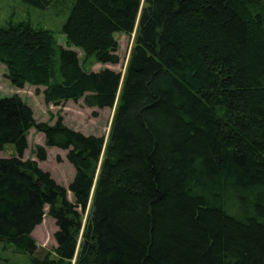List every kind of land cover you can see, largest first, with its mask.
<instances>
[{
	"label": "trees",
	"instance_id": "obj_1",
	"mask_svg": "<svg viewBox=\"0 0 264 264\" xmlns=\"http://www.w3.org/2000/svg\"><path fill=\"white\" fill-rule=\"evenodd\" d=\"M61 33L68 48L27 20L0 26L6 77L47 105L112 109L110 131L0 98V152L17 153L0 158V242L33 264H264V0H74ZM118 33L134 35L125 73L86 71L120 63ZM32 129L38 161L68 151V189L24 158ZM46 215L57 246L42 260Z\"/></svg>",
	"mask_w": 264,
	"mask_h": 264
},
{
	"label": "rangeland",
	"instance_id": "obj_2",
	"mask_svg": "<svg viewBox=\"0 0 264 264\" xmlns=\"http://www.w3.org/2000/svg\"><path fill=\"white\" fill-rule=\"evenodd\" d=\"M74 0H53L47 9H38L21 0H0V26H6L9 22H17L20 20L30 21L35 27H44L52 31L59 47L68 48L66 37L61 33L62 27L70 15L71 7ZM119 43L117 55L120 57V63L117 65L109 64H93L86 67V71L99 72L102 69L109 68L116 72L125 73L127 63L130 57L131 49L134 43V35L116 34ZM79 53L83 60V53L75 47L71 48ZM59 63L60 56L56 57ZM7 69L0 64V98H9L14 95L20 96L34 111V117L37 122H51L54 124L59 113L66 116V125L83 134L98 137H108L114 111L112 109L88 108L84 105L83 100L79 102H67L63 106L47 105L44 102L42 94H38L45 90L44 87L36 88L26 85L23 89L12 86L6 77ZM97 114V116H94ZM29 148L25 152V159L37 160L34 150L37 145L45 146L44 134L36 132L32 129L28 136ZM48 157L44 162L38 161L40 168L48 173L65 188H69L70 183L75 176V168L68 162V151L59 148L47 147ZM16 146L9 144L0 152V158H11L15 156ZM68 198L74 202V198L68 192ZM46 214L49 209L46 207ZM57 231L55 221L46 215L43 224L35 229L33 236L37 240L39 249L35 253L38 259H44L47 253H52L57 246L54 234ZM51 259H56L55 255H51ZM0 264H33L29 254L16 252L13 248H6L0 242ZM75 264V261L73 262Z\"/></svg>",
	"mask_w": 264,
	"mask_h": 264
},
{
	"label": "crops",
	"instance_id": "obj_3",
	"mask_svg": "<svg viewBox=\"0 0 264 264\" xmlns=\"http://www.w3.org/2000/svg\"><path fill=\"white\" fill-rule=\"evenodd\" d=\"M70 102H71V101H70ZM63 117H64V120L66 121V116L64 115ZM65 124H66V123H65ZM40 134H42V133H40Z\"/></svg>",
	"mask_w": 264,
	"mask_h": 264
}]
</instances>
